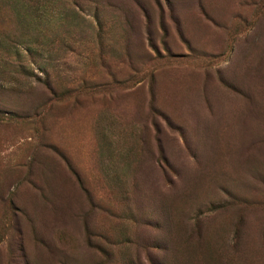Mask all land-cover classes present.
Masks as SVG:
<instances>
[{
    "label": "rangeland",
    "instance_id": "1",
    "mask_svg": "<svg viewBox=\"0 0 264 264\" xmlns=\"http://www.w3.org/2000/svg\"><path fill=\"white\" fill-rule=\"evenodd\" d=\"M0 264H264V0H0Z\"/></svg>",
    "mask_w": 264,
    "mask_h": 264
}]
</instances>
